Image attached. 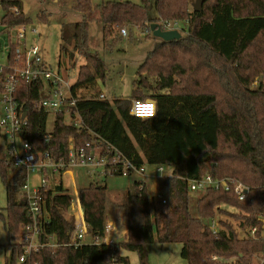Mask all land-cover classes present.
<instances>
[{
	"label": "trees",
	"instance_id": "trees-1",
	"mask_svg": "<svg viewBox=\"0 0 264 264\" xmlns=\"http://www.w3.org/2000/svg\"><path fill=\"white\" fill-rule=\"evenodd\" d=\"M194 1L156 0L154 21L148 0L141 5L108 2L96 8L91 0H77L75 10L83 14V20L62 27V57L78 54L88 63L79 68L73 89L86 87L88 96L98 97L99 83L109 81L110 68L90 50L91 23L102 25L105 47L118 42L124 27L146 30L154 23H188L187 35L179 41H160L137 71L131 99L153 101L157 107L153 119L131 117L132 101L111 104L85 99L77 106L84 128L67 124L65 115L59 114L53 131L48 132L49 115L40 109L44 84H21L17 98L28 121L22 140L37 156L46 159L48 154L56 163H67L70 146L79 149L90 143L101 156L113 158L118 151L137 168L148 165L172 170L164 185L166 205L151 198L146 185L135 183V195L130 191L121 206L127 218V238L116 250L104 244L70 247L75 226L67 218L71 198L61 195L66 191L63 180L41 189L45 223L40 241L52 239L58 248L34 253L32 264H130L121 250L136 253L140 264H149L148 247L155 243L182 244L181 257L188 264H255L257 257L264 264L259 221L264 212V0H207L201 12H194ZM0 2L7 12L4 27L30 25L31 19L22 12V0ZM16 8L18 15L11 11ZM40 19L48 22L45 14ZM8 43L9 63L13 64L16 46L11 34ZM5 76L0 75V92ZM9 160V155L0 158V178L7 200L3 221L13 241L31 222L26 191L30 173ZM111 175L122 176L118 172ZM207 177L242 183L250 189L247 203L240 202L233 189L210 188L199 199L198 217H194L189 183ZM79 196L89 237L103 240L108 223L107 185L90 184ZM217 213L234 218L239 230L257 228L259 238H241L238 229L227 222H221L226 231L215 235L205 223ZM23 246L10 245L6 264H19Z\"/></svg>",
	"mask_w": 264,
	"mask_h": 264
},
{
	"label": "built area",
	"instance_id": "built-area-1",
	"mask_svg": "<svg viewBox=\"0 0 264 264\" xmlns=\"http://www.w3.org/2000/svg\"><path fill=\"white\" fill-rule=\"evenodd\" d=\"M11 11L17 15L20 13L17 8L12 9ZM0 12H4L5 16L7 14L3 9L1 2ZM159 25L161 29L166 32H179L182 27L180 22H162ZM0 26L4 27L2 25V20L0 21ZM4 28L8 31V34L7 37L3 39V42L0 43V75L6 73L5 80L1 85L2 92H0V104H3L5 107V117L0 120V136L3 131H5L7 146L3 158L9 155V161L13 166L24 168L29 173L37 170L45 172V177L42 180V186L40 188L33 193L29 192L28 185L26 189L29 200L31 222L23 228L22 235L20 236V243L24 244V253L19 259V264H32L31 257L34 253H38L46 247L51 248L53 251H56L58 248L52 239L47 240L46 243L40 241L41 227L43 226V223H45V221H43V218L45 217V209L43 206L44 199L41 195V189L45 190L48 187L47 171H51L52 174H61L63 172L61 175H64L73 167H85L90 168L93 173H98L100 171V175L103 176L110 175L113 172H118L122 176H129L130 174L144 176L146 173V166L137 168L118 151L114 152L113 158L101 156L95 149H93L92 144L90 143L79 149L70 146L67 163H56L48 154L45 155L46 159L37 156L33 147L22 140V133L27 128L28 121L26 115L22 112V108L19 106L17 94L23 82L28 84H44L40 109L48 115H65L66 123L73 125L76 128H84L81 116L77 110L78 104L85 99L106 101L107 97L103 93H100L98 97L88 96L90 91L86 87L75 91L73 88L76 82L71 80L70 74L64 75L60 70L54 71L46 62L41 48L37 45L28 44L27 37L29 33L27 25H20L14 29ZM32 32L37 34L36 30H33ZM10 34L12 44L16 46L14 50L15 59L13 64L9 63L11 48L8 43V38ZM121 35L127 37V31L123 29ZM149 107L153 109L154 115L152 117L142 116L141 110H147ZM129 115L142 120L153 119L157 115L156 104L153 101L141 102L135 100L132 102ZM17 141H21L20 148H18ZM156 167L157 172L160 174L158 179L169 178L161 175L165 172L166 167ZM143 184L146 185L145 183ZM142 188L143 187H141V190ZM189 188L191 193L195 194H198L201 191L207 192L210 188L216 190L223 189L225 191L233 189L239 201L242 203H247L250 193V189L240 182L232 179L214 181L210 177L201 181H190ZM61 195H66L71 198L69 214L72 216L75 228L69 246L77 249L86 245L87 243L85 242V239L89 237L80 196L77 191L72 193L68 190L62 192ZM162 204L166 205V200L163 201ZM259 221L262 224L264 238V212L259 215ZM205 225L215 235L221 230L226 231L225 227L222 226L216 218L207 220ZM114 231V225L108 222L104 239H91L90 244H104L113 250H116V243L112 240ZM238 232L241 238L251 240H257L259 238L258 229L255 227L248 228L244 231L238 229ZM113 264H117L116 261H114Z\"/></svg>",
	"mask_w": 264,
	"mask_h": 264
},
{
	"label": "rangeland",
	"instance_id": "rangeland-1",
	"mask_svg": "<svg viewBox=\"0 0 264 264\" xmlns=\"http://www.w3.org/2000/svg\"><path fill=\"white\" fill-rule=\"evenodd\" d=\"M133 3L137 5L142 4V0H91L92 6L96 8L102 3ZM150 8V18L156 19L158 12L156 8V0H148ZM195 1L193 2V4ZM77 0H22V12L31 19L28 26L27 42L29 45H37L41 48L46 62L52 67L54 71L60 70L63 74H70L71 80L76 82L78 71L81 66L88 63L78 54L75 58H63L60 53L61 31L64 25L79 23L83 20V14L75 7ZM45 14L48 17V22L40 19V16ZM5 16L4 12H0V21ZM155 21V20H154ZM162 22V21H160ZM183 23L179 33L182 36L188 34L189 25L187 22ZM157 24V23H154ZM127 31V37L121 35L122 30ZM36 30L37 34L32 31ZM117 36L118 42L111 47H105L102 25L98 22L91 23L89 31V47L91 52L97 53L106 62L110 68L109 81L104 84L99 83V91L106 94L108 102L113 104L116 100L135 101L131 99L133 90V83L137 77V71L145 62L148 53L151 52L160 40L153 37L150 29H140L130 27L122 28ZM8 31L0 26V43L7 37ZM156 42V43H155ZM75 65V66H74ZM253 88H258V83H255ZM4 105L0 104V120L5 117ZM56 115L51 114L48 118L47 129L52 132L54 129ZM69 123V121H68ZM3 131L0 136V158L6 153V134ZM18 148L21 146V141H17ZM48 163V162H46ZM100 172V171H99ZM93 173L90 168L73 167L64 175L52 174L47 171L48 186H51L59 180H63L64 187L69 192H78L83 188H87L90 184L107 185L108 187V222L115 227L114 236L112 240L118 245L126 241L124 233L127 230V218L121 209L127 202L128 195L131 188L135 186L136 182L145 183L151 198L162 204L166 200L165 183L167 178L158 179L160 175L157 172L156 166H146V173L144 176H115L108 175L105 179L100 173ZM172 170L166 168L161 175L163 177H170ZM45 177V172L37 170L30 172L28 187L29 192L33 193L42 186V180ZM205 191L198 194H191V213L194 217H198L197 203L205 195ZM7 206L6 189L0 178V264H6V260L10 258L12 249L11 244L21 242L20 236L15 240H11L5 229L3 217L7 213L5 208ZM229 212L235 214L237 212L233 208L223 207ZM68 219H72L71 214L67 215ZM216 219L221 222L231 224L235 229H239L238 222L227 215L217 213ZM87 244H90L91 238L85 239ZM182 244H169L162 246L158 243L148 247L149 264H188L186 260L181 257ZM121 255L127 257L130 264H140L139 257L134 252H127L121 250ZM255 264H262L261 257H257Z\"/></svg>",
	"mask_w": 264,
	"mask_h": 264
},
{
	"label": "water",
	"instance_id": "water-1",
	"mask_svg": "<svg viewBox=\"0 0 264 264\" xmlns=\"http://www.w3.org/2000/svg\"><path fill=\"white\" fill-rule=\"evenodd\" d=\"M206 1L207 0H195V3L192 6L194 12H201ZM150 29L153 37L162 42L179 41L182 38V35L178 31H163L159 24H152ZM71 58L74 59L75 55L72 54ZM131 191L133 192V195H135V186L131 188Z\"/></svg>",
	"mask_w": 264,
	"mask_h": 264
},
{
	"label": "clouds",
	"instance_id": "clouds-1",
	"mask_svg": "<svg viewBox=\"0 0 264 264\" xmlns=\"http://www.w3.org/2000/svg\"><path fill=\"white\" fill-rule=\"evenodd\" d=\"M142 115V114H141ZM154 115V111L151 107H149L148 111L146 112V114H143L142 116H148V117H152Z\"/></svg>",
	"mask_w": 264,
	"mask_h": 264
},
{
	"label": "crops",
	"instance_id": "crops-1",
	"mask_svg": "<svg viewBox=\"0 0 264 264\" xmlns=\"http://www.w3.org/2000/svg\"><path fill=\"white\" fill-rule=\"evenodd\" d=\"M180 24L182 25L183 23H180ZM155 43H156V42H155ZM149 53H150V52H149ZM149 53H148V54H149ZM100 93H103V92H100ZM103 94H105V93H103ZM105 96H106V94H105ZM2 158H3V157H2ZM113 236H114V234H113ZM125 237L127 238V230H126V232L124 233V238H125Z\"/></svg>",
	"mask_w": 264,
	"mask_h": 264
},
{
	"label": "snow or ice",
	"instance_id": "snow-or-ice-1",
	"mask_svg": "<svg viewBox=\"0 0 264 264\" xmlns=\"http://www.w3.org/2000/svg\"><path fill=\"white\" fill-rule=\"evenodd\" d=\"M149 109V108H148ZM148 109L147 110H144V109H142L141 110V114L143 115V114H146V112L148 111Z\"/></svg>",
	"mask_w": 264,
	"mask_h": 264
}]
</instances>
